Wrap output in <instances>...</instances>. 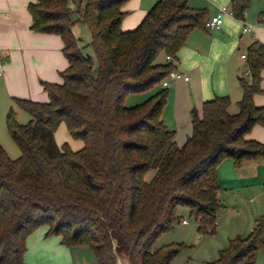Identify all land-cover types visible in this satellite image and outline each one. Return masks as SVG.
<instances>
[{
  "label": "trees",
  "instance_id": "16d2710c",
  "mask_svg": "<svg viewBox=\"0 0 264 264\" xmlns=\"http://www.w3.org/2000/svg\"><path fill=\"white\" fill-rule=\"evenodd\" d=\"M127 1L27 4L30 30L59 36L67 67L59 84L42 83L45 102L12 98L30 116L27 123L17 124L11 109L5 116L19 155L9 159L0 147V264H23L25 239L41 225L44 236L58 235L60 244L86 246L95 264H116L117 254L128 264H171L185 246L154 244L171 230L178 209L189 210L197 232L214 231L217 163L227 157L238 167L264 157V144L244 138L254 123L264 124V106L252 103L261 92L264 45L255 40L243 53L248 83L238 79V111L228 114L227 96L203 101L200 115L190 110L191 134L177 146L160 119L161 81L174 70L171 60L187 34L204 28L205 10L187 0H156L134 29L121 30ZM249 1H229L234 19L244 20ZM76 23L89 31L95 65L71 32ZM159 52L170 61L155 63ZM150 90L141 103L123 104L125 95ZM61 122L83 143L80 149L55 144ZM262 226L255 220L245 237L229 240L208 264H253L264 247Z\"/></svg>",
  "mask_w": 264,
  "mask_h": 264
},
{
  "label": "rangeland",
  "instance_id": "374dc122",
  "mask_svg": "<svg viewBox=\"0 0 264 264\" xmlns=\"http://www.w3.org/2000/svg\"><path fill=\"white\" fill-rule=\"evenodd\" d=\"M187 5L192 9L205 11L211 10L212 7V3L207 0H187ZM260 9H264V0H250L245 10V24H252L255 27V33L264 37L263 22H257V18H261L258 17ZM136 15V9H133L127 15L125 14L120 21V29L124 28V22L132 27L127 30L134 29L139 23V21L136 22L137 19L134 20ZM72 32L78 38L77 45L83 47V53L92 57L95 65L92 50L87 45L90 41V34L86 25L77 23ZM207 32L212 34L211 31ZM241 37L244 46L240 50L228 52V65L232 68L227 72V79L229 80L226 94L229 100L228 114H235L238 111L237 102L241 98L242 91L240 81L237 78L248 83L245 61L238 64L237 56L240 52H244L252 41L246 34L241 35ZM256 41L264 45V41ZM154 62L166 63L164 53H157L154 56ZM186 73L189 78L187 83L175 80L166 87V96L160 111V119L164 126L173 132V141L177 146L183 145L191 134L190 110L195 109L197 114L200 115L201 103L203 102L199 97L200 83L198 81L192 83L194 76L190 72ZM260 76L259 87L261 92L252 96V103L255 106H264V67ZM214 81L213 77L211 81L210 78L208 79L210 84ZM151 93L150 90L125 95L123 104L127 107L139 104ZM6 97L0 94V147L9 159H15L19 152L9 137L5 125V116L8 110L11 109L14 113V121L17 124L27 123L30 116L21 108L15 106L11 100L12 98ZM26 100L32 101L30 99ZM245 137L264 144V124L254 123L245 134ZM53 138L57 146L66 143L68 148L73 151L80 149L83 145L80 140L71 138L68 135L62 122L55 127ZM256 162L255 172L258 173L256 177H253L252 174V177L246 175L251 171L249 163H246L247 165L242 164L240 168L243 169L238 171L239 169L235 168L233 161L227 157L222 158L215 166L214 174L220 190L218 195L220 208L215 214V225L212 233L197 232V223L189 216V210L180 208L177 210V220L172 224L171 230L162 234L155 242L154 247L165 244L174 246L182 243L181 246L183 248L185 246V249L178 254L171 264H208V262L217 258L218 251L225 247L229 240L236 237H245L257 219L263 221L262 241L264 243V158L259 157ZM183 220L185 223H182ZM45 228V225L38 226L27 235L22 257L23 264H95L93 255L86 246L60 244L58 235H43ZM41 230H43L42 233ZM43 236L45 239H43ZM121 256L123 258L121 259L122 262L128 264L125 254ZM253 264H264V247L253 254Z\"/></svg>",
  "mask_w": 264,
  "mask_h": 264
},
{
  "label": "crops",
  "instance_id": "0c3cea01",
  "mask_svg": "<svg viewBox=\"0 0 264 264\" xmlns=\"http://www.w3.org/2000/svg\"><path fill=\"white\" fill-rule=\"evenodd\" d=\"M34 1L0 0V94L7 96L6 98L45 102L46 93L42 83L59 84L61 82L59 73L67 67V63L61 53L62 43L59 36L30 30V15L26 7L28 3ZM155 1L128 0L122 9L126 15L136 9L137 15L134 20L137 19L136 22H138ZM207 1L212 3V7L211 10L205 11V21L215 16L219 12V8H228L230 0ZM245 19L246 15H244V20L240 21L224 13L221 15V24L216 30L193 28L171 60L174 70L187 77L186 81L177 80L187 83L189 78L186 72H190L194 76L192 83L195 81L200 83V100L207 101L214 96H226L229 86L227 72L232 69L228 65V52L240 50L244 46L241 42V35L246 34L252 42L255 40L264 41V37L257 35L255 27L250 23L247 24L250 26L251 32L241 31ZM257 22H263L264 25V17L257 18ZM76 24L71 27V32ZM128 28L132 27L124 22L122 30ZM207 31H211L212 34ZM244 52L238 54V64L244 63V60L240 59V55ZM212 77L215 81L210 84L208 79L210 78L211 81ZM244 138L246 137L244 136ZM257 159L242 162L235 168L241 171L243 169L240 168L241 165L249 163L251 171L246 175L250 177L252 174L253 177H256L258 175L255 172ZM46 230L47 228L44 232L41 230V233L43 232L44 235ZM43 239H45L44 236Z\"/></svg>",
  "mask_w": 264,
  "mask_h": 264
},
{
  "label": "built area",
  "instance_id": "2783aa9c",
  "mask_svg": "<svg viewBox=\"0 0 264 264\" xmlns=\"http://www.w3.org/2000/svg\"><path fill=\"white\" fill-rule=\"evenodd\" d=\"M224 13L232 17L231 12L227 7H221L219 8V12L215 16L210 17L208 20L204 22V27L209 30L218 29L221 24V15ZM241 31L251 32V28L248 24L242 23ZM240 59L245 60L244 54L240 55ZM165 60L170 61V57L166 56ZM0 67H1V63H0ZM0 73H1V69H0ZM177 79H182L186 81L187 77L181 73H177L175 70H171L168 72L167 76L161 81V87L165 88L169 85L170 82ZM182 223H185V221L183 220Z\"/></svg>",
  "mask_w": 264,
  "mask_h": 264
},
{
  "label": "water",
  "instance_id": "95a60500",
  "mask_svg": "<svg viewBox=\"0 0 264 264\" xmlns=\"http://www.w3.org/2000/svg\"><path fill=\"white\" fill-rule=\"evenodd\" d=\"M121 255H122V254H117V256H115V262H116V264H124V263L122 262V260H121V259H123ZM126 262H127V261H126Z\"/></svg>",
  "mask_w": 264,
  "mask_h": 264
}]
</instances>
